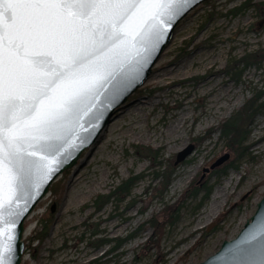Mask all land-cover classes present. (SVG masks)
I'll use <instances>...</instances> for the list:
<instances>
[{
	"label": "rangeland",
	"instance_id": "obj_1",
	"mask_svg": "<svg viewBox=\"0 0 264 264\" xmlns=\"http://www.w3.org/2000/svg\"><path fill=\"white\" fill-rule=\"evenodd\" d=\"M260 50L264 0H208L191 11L147 82L67 172L61 197L49 192L37 205L26 222L22 264H199L234 239L264 195V111L249 126L241 156L225 147L216 129L264 91V59L259 67L235 64ZM136 103L142 105L129 109ZM173 122L176 130L167 131ZM189 145L192 153L174 165L176 154ZM225 154L229 160L201 180L203 169ZM156 172H173L161 197ZM134 176L141 179L124 201L111 200L96 212L97 196ZM152 220L165 224L158 245ZM43 224V243L28 242ZM117 240L124 243L115 247Z\"/></svg>",
	"mask_w": 264,
	"mask_h": 264
},
{
	"label": "snow or ice",
	"instance_id": "obj_2",
	"mask_svg": "<svg viewBox=\"0 0 264 264\" xmlns=\"http://www.w3.org/2000/svg\"><path fill=\"white\" fill-rule=\"evenodd\" d=\"M194 3L0 0V264H12L16 223L64 162L81 113L130 65L139 78ZM232 264H264V225L235 245Z\"/></svg>",
	"mask_w": 264,
	"mask_h": 264
},
{
	"label": "water",
	"instance_id": "obj_3",
	"mask_svg": "<svg viewBox=\"0 0 264 264\" xmlns=\"http://www.w3.org/2000/svg\"><path fill=\"white\" fill-rule=\"evenodd\" d=\"M206 1L208 0H196V3H194L184 15L172 24L168 29L164 41L153 54L151 62L145 65L140 72L139 78H137L136 66L134 64L130 65L123 73L119 74L110 83L106 84L104 88L99 90L95 99L91 101V108L87 114L81 113L80 124H82L83 127L76 126L74 133L69 137L68 142L65 145V152L59 157V159L64 160V162L59 165L51 178L34 193L33 198L28 203L27 210L16 223L14 229L15 241L12 264H22L25 249V243L23 241L25 222L32 215L37 205L49 194L52 184L64 173L74 168L78 161L81 160L83 154L97 143L102 133L115 118L119 109L123 107L128 102L129 98L147 82L152 74V69L158 63L162 54L170 44L180 22L183 21L191 11ZM92 113H96L99 118H91ZM192 151L193 146L189 145L176 154L174 165L184 161ZM68 153H70V155H68ZM65 156H67L66 160L64 159ZM229 157V154H225L211 164L209 169H203L200 179L202 180L206 173L221 167L229 160ZM23 206L24 202L20 201V207ZM54 209L55 205H52L51 212H53ZM261 225H264V195L257 204L253 216L245 222L237 236L232 240L224 241L213 255L209 256L199 264H232L235 245L242 241L247 234L254 232ZM210 228L211 226L208 229Z\"/></svg>",
	"mask_w": 264,
	"mask_h": 264
},
{
	"label": "trees",
	"instance_id": "obj_4",
	"mask_svg": "<svg viewBox=\"0 0 264 264\" xmlns=\"http://www.w3.org/2000/svg\"><path fill=\"white\" fill-rule=\"evenodd\" d=\"M246 8L245 4L241 6L240 8H236L233 11L230 12V14L235 15L239 13L240 11L244 10ZM182 53L178 55V58H181ZM264 59V50H260L254 53H249L245 56H243L241 59H239L237 62H235L236 65L242 66L243 69H245L248 66H255L259 67L261 64V61ZM242 69L239 73H236L232 76V78L235 79V81H239L240 74ZM263 99V100H262ZM264 111V91H260L254 95L251 99L247 100L242 107L237 109L235 112L232 113V115L225 120L221 121L220 124H218L217 129L219 131V138L223 141L226 148H228L233 154L236 156H241L244 150V143L247 141L248 135H249V126L251 125L254 117L261 111ZM151 151V150H149ZM154 154V153H150ZM156 155L153 156V161H155ZM232 167L231 164L228 166H225L222 171H224L226 168ZM64 173L63 176L56 182L52 184L50 187V194L55 198H60L63 191V178H65ZM172 175L173 172H156L154 174V179L161 181L162 189L160 191V197L166 192L168 186L170 185L172 181ZM141 176H134L129 177L128 179L122 181L118 186H116L108 195H102L97 196L96 200L94 201V204L97 205L96 212H99L104 206L108 205L111 200H116L119 202L124 201L131 193V190L133 186L140 181ZM197 194V188H194L193 192L191 193V196H196ZM209 190L206 191L204 197L201 200V203L208 197ZM166 216L168 218V221L170 224H173L174 219L172 218V215L165 211ZM152 228L154 229V234L152 239L154 242H156V245H158V242L163 236L164 231V225L165 224H159L156 220H152L148 222ZM27 224L25 225V227ZM47 232V226L41 225V227H38L32 235L27 239L28 242H37L38 245H41L45 239V235ZM115 247H119L122 243H124L122 240H117ZM25 245L27 248L26 241ZM108 242V241H106ZM36 252L38 251V247L35 248ZM32 251V249H31ZM34 256V255H33Z\"/></svg>",
	"mask_w": 264,
	"mask_h": 264
},
{
	"label": "bare ground",
	"instance_id": "obj_5",
	"mask_svg": "<svg viewBox=\"0 0 264 264\" xmlns=\"http://www.w3.org/2000/svg\"><path fill=\"white\" fill-rule=\"evenodd\" d=\"M140 105H142V104L136 103L135 105H133V106L130 107L129 109L136 110V109H138V108L140 107ZM122 108H123V107H121V108L119 109V111H120ZM129 109H128V110H129ZM119 111H118V112H119ZM177 121H179V119L176 120V122H177ZM109 128H110V127L108 126L107 129H106L105 131H107ZM176 128H177V127L175 126V122H173V123H171L170 126L167 128V131H169V132H172V131H173V132H174V131L176 130ZM105 131H104V132H105ZM104 132L102 133V135L100 136V138L103 136ZM100 138H99V139H100ZM99 139H98V141H99ZM98 141H97V142H98ZM91 149H93V147H92ZM91 149H90V150H91ZM152 237H153V236H152ZM96 261H98V260H96Z\"/></svg>",
	"mask_w": 264,
	"mask_h": 264
}]
</instances>
